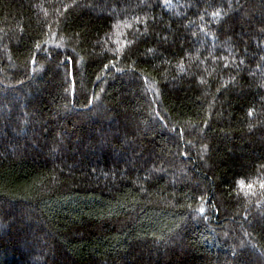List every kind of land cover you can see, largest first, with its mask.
<instances>
[{
	"label": "trees",
	"instance_id": "obj_1",
	"mask_svg": "<svg viewBox=\"0 0 264 264\" xmlns=\"http://www.w3.org/2000/svg\"><path fill=\"white\" fill-rule=\"evenodd\" d=\"M62 2L0 0V264H264V0Z\"/></svg>",
	"mask_w": 264,
	"mask_h": 264
},
{
	"label": "snow or ice",
	"instance_id": "obj_2",
	"mask_svg": "<svg viewBox=\"0 0 264 264\" xmlns=\"http://www.w3.org/2000/svg\"><path fill=\"white\" fill-rule=\"evenodd\" d=\"M167 3H168V0H164V4L167 5ZM78 6L79 5L76 3V0H72L71 4L62 2L60 7L57 9V11L59 13L63 14V13L68 11L69 7L75 9ZM143 6L144 7H149V5H147V4H145ZM240 7H242V6H240ZM212 16L214 18L221 17V13L218 12V11L217 12H213ZM201 19H203V17H201ZM219 22H220V20H217V23H219ZM137 23L144 25L145 32L140 33V35L146 36L148 34L147 33V27H148L147 18H143L142 19L140 17H137ZM223 23H224L225 26H227L228 21L224 20ZM58 24H59V21L57 20L56 22H54V24L47 25V28L49 30V34L54 35L52 33V29ZM261 24L264 25V21H261ZM138 31H139V29H137V32ZM201 31H204V29L201 28ZM76 35L79 36V33H77ZM205 35H207L206 32H205ZM136 39H138V37H136V38H134L132 40H126L124 42V44L122 45L123 48L127 49V51L122 53V55L124 56V58L126 60L130 59L131 56L133 55L132 45L136 42ZM163 39L167 40V37H163ZM48 43H49V40L45 39L43 41V43L36 42L34 44V48L31 50L32 51L31 59L28 62L27 68L25 69V75H30L31 73H35L37 71V69H36L37 60H36V55H35L36 52H44L47 57H49V58L51 57V52H48L47 49L45 48V46L48 45ZM116 43L120 44V41H116ZM61 46H62L61 44H57L55 47L56 48H60ZM54 50L55 49H53V51ZM72 51L75 52V49L73 48ZM118 51H119V49H118ZM148 51L151 52L152 49H148ZM221 59H223V58H221ZM262 59H264V57H262ZM117 63H118L117 59L109 60L108 63L103 64V69L102 70L103 71H107V70H109V68H112V69H115L117 72L122 71L123 69L117 67ZM133 63H134V61H133ZM71 64H72V58H71V56H67L65 58V60L59 62V64L57 65V68L59 69V68L62 67L64 69V80H65V82L68 85H70V88H68L67 91L69 92V95H73L74 96L75 95L76 79H75V74L73 72ZM243 64H244V61H243V59H241L238 64L234 63L233 67L236 68V70L238 71ZM223 67L224 68H228L229 64L228 63H224ZM133 71L136 72L137 70L133 69ZM76 74H78V70H77ZM96 79L99 81V80H102V77L98 75L96 77ZM139 79L142 80L145 84H147V83H149L150 77L148 75H140ZM233 79H235V78L233 77ZM22 82L23 81H21V83ZM205 82L206 81L203 80V79H201L199 81V83H201V84H203ZM101 91L103 92L104 89L101 88ZM156 95L158 96L159 93L157 92ZM99 99H100L99 96L93 94L90 98H88V104L89 105H95L96 102L99 101ZM154 103H155V107H153L152 115L154 116L155 124L160 125L163 129H167L169 132L175 134L171 138L174 146L177 149V151L173 154L174 158L175 157H181V158H184L185 162H187V158L189 157L191 141H184L185 128H181L178 125H172L171 127H169L170 121L167 119L166 115H162L161 114V110H160L159 104L156 103L155 101H154ZM248 115L252 116L253 112L250 110L248 112ZM185 124H186V127H190L191 126V122L190 121L185 122ZM204 126H206V122H205ZM189 134L191 135V132ZM205 147H207V146H205ZM185 148H188L189 151H185L184 150ZM128 163L131 164V160H129ZM150 171H154V170H150ZM148 178L149 177H145L146 180ZM239 187H240L241 190H243V188L245 187L243 181L239 182ZM247 187L251 188L252 185H247ZM260 187L262 189H264V183H262L260 185ZM236 195L240 196L241 192H237ZM195 199H197L199 201V205L200 206L198 208L194 209V211L196 213H198V215L200 217H202L204 220L208 219V216L206 215V213L209 211V209H211L214 213H218L219 212V209L216 208L215 204L214 203H209L206 200L204 195H200L199 197H195ZM205 205H208V207H206ZM188 207L191 208L192 206L188 205ZM245 220H247V217H245ZM258 223L261 224V227H264V222H258ZM233 256L236 257L237 253L233 252Z\"/></svg>",
	"mask_w": 264,
	"mask_h": 264
}]
</instances>
